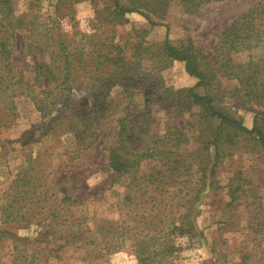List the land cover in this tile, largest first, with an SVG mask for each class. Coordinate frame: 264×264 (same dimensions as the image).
<instances>
[{"label":"rangeland","instance_id":"1","mask_svg":"<svg viewBox=\"0 0 264 264\" xmlns=\"http://www.w3.org/2000/svg\"><path fill=\"white\" fill-rule=\"evenodd\" d=\"M259 2L264 0H222L196 13L172 3L164 14L123 16L114 12V0H10L8 10L2 8L0 20L7 11L8 21L17 24L10 61L31 82L36 66L63 63L64 58L57 55L61 46L72 65H79L84 55L98 48L113 55L120 52L126 63L108 76V84L117 80L118 85L106 88L119 106L102 114L99 121H91L95 141L89 148L84 146L85 150L76 149L73 115L91 103L94 89L87 85L89 76L82 70L70 77L76 88L50 96L41 111L27 97L15 98V116L1 134L7 142L0 144V264H141L127 246L111 252L103 245L86 246L85 240L74 241L72 231L63 228V217L41 214L54 208L44 194L56 195L59 184L79 200L71 210L82 220L76 232L85 236L95 233L103 221L134 222L142 230L140 223L145 219L141 215L159 211L147 221L161 227L177 219L179 212L188 211L190 234L175 236L172 257L154 264H264V150L254 136L236 133L229 144L231 131L221 132L220 157L211 175L217 150L212 141L220 120L206 123L197 107H188L186 91L198 80L186 73L182 62H168L160 54L168 37L172 41L190 39L213 58L220 32ZM257 21L263 29L264 12ZM219 80L226 91L219 107L251 129L255 113L237 107L231 91L236 82ZM129 103L130 120H134L131 128L137 119L144 125L131 136L132 149L143 154L141 168L132 176L134 182L125 176L113 184L108 148L115 141L116 120ZM180 132L182 142L171 147ZM155 140L163 141L158 152L152 149ZM176 159L182 160L183 167L179 176H173L175 183L159 184L153 193L163 201L154 207L146 194L131 212L125 198L133 191L140 197L139 176L154 166L162 167L156 177L161 180ZM114 240L120 239L116 236Z\"/></svg>","mask_w":264,"mask_h":264},{"label":"trees","instance_id":"2","mask_svg":"<svg viewBox=\"0 0 264 264\" xmlns=\"http://www.w3.org/2000/svg\"><path fill=\"white\" fill-rule=\"evenodd\" d=\"M217 1L222 0H114V12L121 16L127 13L143 14L144 12L159 15L164 14L170 5L175 3L185 8L189 13H196L202 6ZM9 5L10 0H0V13L3 7H7L6 10H8ZM263 12L264 3L259 2L225 27L218 35V40L212 50L213 58L206 51L197 49L190 39L172 41L166 37L160 48L162 58L168 62H182L186 73L198 80L194 87L186 91L188 107H197L206 123L207 120H220L217 127L219 131L217 138L212 141L217 150L214 155L216 162L211 168V175H214V169L220 157L217 152L220 147L217 143L221 138V132L231 131L227 134V137H230L229 144L233 143V135L236 133L254 136L264 150V28L261 29V25L257 21ZM8 14L7 11L4 12V17L0 20V144L7 142V140L1 139V134L10 127L11 118L15 116V98L19 99L25 96L33 103L37 111H41L43 104L50 96L61 95L76 88V84L73 83L75 79L70 77L76 74L79 69L89 76L90 82L87 85L94 89V96L91 103L87 102L83 109L75 111L73 131L78 143L76 149L85 150L84 146L89 148L95 141L93 135L90 134L91 121H99L102 114L119 106L118 104L114 105L109 94H106V88L109 85H118L119 81L117 80L108 84V76L115 75L118 67L123 69L126 58L121 57L120 52L113 55L112 52L98 48L93 53L84 55L79 65H72L69 60L70 55L61 46L57 55L59 58H64L63 63L60 66H54V61H52L50 64L36 66L33 71L34 82H31L26 78V73L23 70L17 68L15 71L16 65L10 61L14 47L12 39L17 24L8 21ZM114 48H118V46L115 45ZM118 75L123 74L120 72ZM219 78L236 82L231 91L233 92L232 96L237 99V107L255 113L251 129L245 127L236 117L219 107L226 95L225 89L221 88L222 84ZM45 86H49L48 90L44 89ZM198 89L204 90V93H200L197 91ZM132 96L131 94L130 98ZM129 105L130 103L125 106L124 114L116 120L115 141L108 148L107 165L114 175L113 184L125 176L132 178L134 182L132 176L137 174L141 168L143 154L132 149L131 136L137 128L142 129L144 125L141 120L137 119L134 123L136 127L131 128L134 120H130ZM86 110L90 112V115L86 113ZM142 133L144 134V132ZM181 135H183L181 132L177 134L176 142L171 147L180 145L183 140ZM164 137L166 136H160V138ZM162 142L153 141L152 149L158 152L162 147ZM205 149L209 150L207 146ZM167 164H169V160L166 161ZM182 164V160H174L173 164L167 168L170 172L169 175L161 176V180L156 177L160 176L162 167L157 169L154 166L149 173H142L139 176L140 189L142 190L140 197L134 196L136 191H133L125 198V202L127 201L131 206L130 211H135L141 197L146 194H149L147 199L150 202L153 201L154 207H157L158 202L163 200L157 199L153 193L159 188V184L175 183L173 176H179L177 173L182 170ZM205 170L206 168L203 167L202 171ZM165 180L166 182H164ZM155 184L156 186L152 190L151 188ZM57 189L56 195L51 191L45 192L44 200L48 199L54 208L48 213L42 211L41 214H46L54 219L63 217L61 221L63 228L72 231L74 241L85 240L86 246L103 245L106 252L127 246L141 264L163 263L166 258L172 257L176 250L173 243L174 237L190 234L191 231L188 211L179 212L177 219L170 220V223L165 222L160 227L158 224H150L147 221L159 214V211L155 210V216L154 214L140 216V219H145L143 223H140L141 226H144L142 230L138 226H134V222L111 220L103 221L104 224L97 227L95 233L85 236L84 233L79 234V230L76 232L75 228L81 227L82 220L80 217H76L71 210L79 205V200L71 197L66 185L59 184ZM65 207L68 209L60 211V208ZM116 236L120 239L119 242H115ZM158 256L161 258L156 262Z\"/></svg>","mask_w":264,"mask_h":264}]
</instances>
